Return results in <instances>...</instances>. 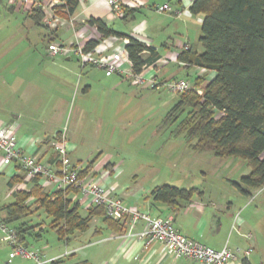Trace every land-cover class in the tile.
I'll use <instances>...</instances> for the list:
<instances>
[{"label": "crops", "instance_id": "obj_1", "mask_svg": "<svg viewBox=\"0 0 264 264\" xmlns=\"http://www.w3.org/2000/svg\"><path fill=\"white\" fill-rule=\"evenodd\" d=\"M0 1L1 3L6 1L7 6L17 12L22 11L30 22L28 25L43 27L42 24L35 25L30 17L35 9L43 6L52 7L65 21L63 26L54 31L48 30L49 32L47 31L43 36V56L38 53L33 54L32 58L10 57L0 64V123L17 126L18 146L26 148L31 138L39 139L43 144L38 146L35 156L41 162L50 164L54 157L45 143L50 139H56L57 135L65 129V148L73 166L81 172L89 162L95 161L88 174L97 179L103 171H108L110 175L100 183L105 187H114L117 196L126 207L147 213L151 217L171 218L173 226L182 235L215 250H220L225 245L238 248L245 247L246 242L250 243L253 253L244 260L248 264H263L262 254L258 257L254 255L256 250L261 249L255 238L256 226L253 221L243 219L239 214L240 205L242 207L245 205L244 197L235 195L234 198H222L223 202L219 199L204 202V192L197 189L202 193L201 195L193 197L187 204L182 203L181 207L171 208L164 203L153 201L150 195L154 187L166 183L160 180L155 169L150 165L129 167L128 163L131 161L125 154H121L124 159L109 154L91 159L98 151L103 153L101 149L106 148L107 144L110 145L111 141L114 142L113 147L117 149L118 138L113 140V136L118 129L127 130V132L131 130L130 125L134 121V114L130 113V109L133 106H125L123 99L128 96L135 98L141 94L133 91L126 84L138 86L124 75L106 76L97 68L88 65L81 67L78 61L72 60L73 57L65 59L46 57V49L52 43L66 45L71 41H77L85 48L87 42L101 40L102 37L97 28L87 23L89 19H99L112 31L153 48L158 59L170 60L168 65L159 69L161 71H155V79L159 78L157 74L161 72L160 80L163 79L164 82L175 80L170 70H164L169 65H175L178 69H186L185 72L190 69L189 76L202 75L206 81H209L214 77L213 72L194 66L180 65L178 60L179 55L183 53L184 45L195 49L197 54L202 52L198 44L202 17L189 13V7L194 0H133L138 8L129 9L130 14L123 19L111 18V9L107 0H77L70 15L67 14L65 7L66 0H29L33 9L31 7L26 9L20 0ZM165 4H168L172 10H182L183 15L178 18L171 13L156 10ZM66 15L67 18H65ZM78 34H82L83 38L79 39ZM104 39L116 45L117 48H124L126 45L123 39L128 38L111 36ZM28 52L29 50L23 57ZM143 57L147 58L148 53H144ZM150 71L148 70V74L151 73ZM126 114L128 115L125 116ZM17 175L21 173L18 172ZM21 176L23 183L8 188V195L13 199V192L19 190L28 192L33 187L32 181ZM40 182L37 180L36 184L44 192L55 191L52 187H42ZM262 191L264 189L258 190L253 195L251 193L248 202L255 201ZM70 199L78 203L79 213L83 217L94 207L80 193L71 195ZM207 203L212 206L211 209ZM212 211L221 213L222 217L215 221L216 215ZM100 221L98 217L91 220L89 228L92 227L94 233H100L102 228H105ZM143 227V223L139 222L133 232H140ZM22 228L24 230V227ZM88 232L90 231L73 233L65 240L66 245L70 243V238L76 241ZM245 234H250L251 240H245ZM116 235L120 237L114 238ZM58 240L61 239L58 238ZM0 242L5 243L2 237ZM87 245L79 244L70 250L52 255L45 253L47 246L34 251L46 258H58V264H201L191 259L168 256L158 243L146 245L144 241L136 237L119 235L110 229L101 243ZM13 259H15L14 262ZM6 264L31 263L19 257L10 258L9 253Z\"/></svg>", "mask_w": 264, "mask_h": 264}, {"label": "trees", "instance_id": "obj_2", "mask_svg": "<svg viewBox=\"0 0 264 264\" xmlns=\"http://www.w3.org/2000/svg\"><path fill=\"white\" fill-rule=\"evenodd\" d=\"M76 3L77 0H66L68 15ZM128 10L124 18L130 14ZM189 13L202 17L198 39L202 52L197 54L195 49H189L178 60L213 72L214 77L206 81L204 76H197L194 88L201 89L202 94L195 89L178 94L164 122L174 126L173 135H183L194 151L211 150L221 159L245 161L248 174L233 184L242 195L249 197L253 191L264 189V0H194ZM30 17L35 25H40L44 15L41 9H35ZM87 23L95 26L102 38H128L125 49L135 75L158 59L153 48L112 31L103 21L89 19ZM96 44L87 42L85 50H92ZM144 53H148L147 58L143 57ZM94 162L79 172L80 177L88 174ZM20 183L23 177L15 175L8 180L7 187ZM32 183L28 192H13L14 202L1 208L6 213L4 223L42 209L51 218L50 229L61 240H67L75 232L87 231L94 217L102 218L107 228L117 234L126 231V223L107 218L102 207H93L86 216H81L78 203L70 199L71 195L79 194L78 189L46 193L36 184L37 179ZM201 194L194 188L167 184L154 187L150 193L153 201L171 208L181 207ZM31 203L35 205L33 210H30ZM14 229L18 241L26 247L23 233L27 229L23 230L21 225ZM242 264L248 263L243 260Z\"/></svg>", "mask_w": 264, "mask_h": 264}, {"label": "rangeland", "instance_id": "obj_3", "mask_svg": "<svg viewBox=\"0 0 264 264\" xmlns=\"http://www.w3.org/2000/svg\"><path fill=\"white\" fill-rule=\"evenodd\" d=\"M48 7L50 8V6ZM48 7L45 8L48 9ZM28 23L30 22L22 11L17 12L12 7L7 6L6 1H3V3L0 1V64L10 57L32 58L34 57L33 54L38 53L43 56L42 38L48 29L46 27H36L33 24L28 25ZM28 50L27 55L23 57ZM46 57L48 56L46 55ZM72 60L75 62L76 59L72 58ZM164 70H170L171 75L175 76V80H184L194 88L196 77L189 76L190 69L185 72L186 69L184 68L178 69L175 65H169ZM159 73L161 72L157 74L159 80L156 79L157 88L155 89L147 85L133 87L130 83L126 84L133 91L141 93L135 98L128 96L123 99L125 106H133L130 109V113L134 114V121L130 125L131 130L127 132V130L118 129L113 136V140L118 138L117 149L113 147L112 143L114 142L111 141V144L109 143L111 146L107 144L106 148L101 149L103 153L98 151L91 159L100 158L107 154L124 159L121 154H125L131 161L128 163L129 167L138 168V166L148 167L150 165L155 169L160 180L166 182L165 184L183 188H196L204 192V202L218 199L223 202L222 198H234L235 195H239L241 198L244 197L245 205L244 207L240 205L241 211L239 214L241 218L253 221L256 226L255 238L262 250H256L254 255L258 257L259 254H262L264 264V191L255 201L248 202V196L242 195L233 184L238 182L242 176L248 174L249 168L245 161L239 158L221 159L216 157L211 150L194 151L189 147L183 135H173L174 126L165 123L164 119L167 112L176 103L178 95L169 92L165 88L166 83L172 80L165 82L163 79L160 80L162 76ZM155 76L156 72L154 71ZM7 171L8 169H5L0 172V208L14 201L13 197L8 195L7 182L11 175ZM257 191H253L252 195ZM29 206L30 210L35 209V205L32 203ZM207 206L210 209L212 208L208 203ZM212 213L216 215L215 221H217V218L222 217L221 213L213 211ZM5 216L6 213L0 211V221H3ZM98 219H101L100 223L105 226L100 233H94L91 227L87 229L90 232L83 234L80 239L75 241L70 238L68 245H66L65 240H58L56 233L50 229L51 218H48L42 209L32 215L23 216L18 220L9 222L7 225L9 227L21 225L24 230L27 229L23 236L24 244L27 245L26 247L29 250H41L47 246L45 253L52 255L70 250V248L79 244L83 246L89 243H95V245L101 243L108 235L109 229L102 218L98 217ZM1 237L2 234L0 233ZM87 246L90 247V245ZM249 246L250 243L246 242V248L242 246L238 248L246 250ZM9 253H11L10 246L0 242V264L7 263ZM14 261L15 259H13Z\"/></svg>", "mask_w": 264, "mask_h": 264}, {"label": "built area", "instance_id": "obj_4", "mask_svg": "<svg viewBox=\"0 0 264 264\" xmlns=\"http://www.w3.org/2000/svg\"><path fill=\"white\" fill-rule=\"evenodd\" d=\"M20 2L25 5L26 9L34 8L29 0H20ZM106 2L111 9L112 19H123L126 9L138 8L133 0H107ZM39 8L44 15L42 24L48 30L54 31L65 24L64 19L60 18L52 7ZM156 10L171 13L178 18L183 15L182 10H172L168 4L158 7ZM77 37L82 39L83 35L78 34ZM123 42L124 45H127L129 40L123 39ZM182 49L187 51L189 46L184 45ZM46 53L50 58L73 57L81 67L88 65L97 68L102 70L106 76L124 75L134 85H147L152 89L157 88L154 71L170 63L169 59H158L145 67L140 74L135 75L132 72V62L125 47L117 48L116 45L108 43L104 38H101L92 50L86 51L77 41H71L66 45L49 44ZM179 64L186 65L182 62ZM148 70H151L150 74H148ZM165 88L177 95L190 89H195L198 94H202L201 89L191 87L184 80L169 81ZM64 132L65 129L57 135L56 139H50L45 143L54 157L49 164L41 162L35 156L36 149L40 144H43L42 141L31 138L26 148L19 147L17 126L0 123V172L8 169L7 173L11 177L20 172L28 181L40 180L42 187H52L55 191L66 188L78 189L81 196L90 201L94 207H102L107 218L119 223L125 222L128 228L123 233L125 236L136 237L144 241L146 245L158 243L166 255L174 258L191 259L201 264H241V261L251 254L252 247L250 246L246 250L231 248L228 245L220 250L212 249L182 235L173 226L171 218L151 217L147 213L129 209L117 196L114 187H105L100 183L110 175L108 171H103L99 179L89 174L80 177L79 171L71 163L65 148ZM139 222L143 223V230L134 233L133 230ZM0 233L3 241L11 248L10 258L19 257L30 261L31 264H58V258H46L41 253L29 250L22 245L17 239L14 227H9L3 221H0ZM118 237L120 236L116 235L114 238ZM244 238L249 241L252 236L246 234Z\"/></svg>", "mask_w": 264, "mask_h": 264}]
</instances>
